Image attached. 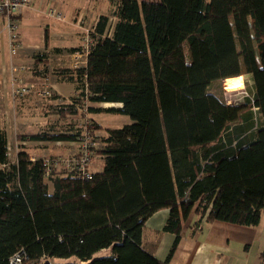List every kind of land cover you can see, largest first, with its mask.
Returning a JSON list of instances; mask_svg holds the SVG:
<instances>
[{
  "label": "trees",
  "instance_id": "obj_1",
  "mask_svg": "<svg viewBox=\"0 0 264 264\" xmlns=\"http://www.w3.org/2000/svg\"><path fill=\"white\" fill-rule=\"evenodd\" d=\"M89 33L84 67L52 63L56 80L74 90L49 104L57 119L18 138L78 144L103 128L90 113L125 114L130 121L103 128L101 146L90 147L102 167L90 177L66 166L69 155L31 157L21 149L10 162L0 126V264H10L19 249L27 257L23 264H169L192 212L195 227L202 219L258 224L264 210V0H109V12L97 15ZM47 40L46 30L34 75H47L51 52L85 49L47 51ZM241 75L252 80L242 103L209 91L227 77L239 84ZM104 102L120 105L97 106ZM83 114L90 122L86 134L73 121ZM161 208L169 209L163 230L175 235L163 260L142 244L146 219ZM259 255L264 264V246Z\"/></svg>",
  "mask_w": 264,
  "mask_h": 264
},
{
  "label": "crops",
  "instance_id": "obj_2",
  "mask_svg": "<svg viewBox=\"0 0 264 264\" xmlns=\"http://www.w3.org/2000/svg\"><path fill=\"white\" fill-rule=\"evenodd\" d=\"M65 3H67L65 0H33L29 5L16 13L18 31L22 44L15 53L17 54L19 51L20 54H25L27 52L31 56L27 57L28 61L26 63L25 61H21V63H25L26 66L24 69L18 71V77L21 73L23 74L25 71L28 72L27 68L29 67L30 77L36 80L34 82H37L38 85H42L41 82L43 80V82L47 81V78L43 79L42 76L34 75L33 72H31L35 53L45 48L44 33L46 30L48 32L47 51L53 46L65 48L80 44L79 34L83 32L84 28L80 25V22L76 21V18L75 20H72L70 17H67L66 20H60L57 17H50L47 14L48 7L56 6L57 9L65 11L70 15L72 12L70 9L71 6H69L68 3ZM82 12H84L83 9L78 10L75 17H81ZM65 53L68 54L65 50L60 53L51 52V62H53V56H62ZM68 55L72 58L71 53ZM13 56L14 55L10 54L8 49L6 16L4 13L0 12L1 82L3 81L6 83L10 78V66L13 63L21 64L17 61V63L12 61ZM27 64H29L28 67ZM20 81H22V79ZM46 83L52 88V90L60 95V97L55 100L63 99L65 101L67 97L74 93L72 83L57 81L56 77L53 83ZM34 94L41 96L37 91H35ZM55 100L49 98L48 103H54L56 102ZM9 141L10 139L8 137V145L11 143V141L10 143ZM37 143L43 144L46 142ZM65 143L73 144L74 142ZM41 146H43V154H46L45 151L48 153L52 148L51 146L50 149L45 148L46 145ZM78 147L79 146L77 145V148ZM51 150L52 152L50 154L52 155H62L60 154L61 152L53 151V149ZM29 154L31 157L41 156L37 155L40 153ZM94 155L93 157H95V160L92 157L93 159H91L89 168L93 171L100 170L102 167L101 155L99 153H96L95 156ZM97 157H99V159H97ZM168 213V208H161L154 211L146 219L142 230L143 246L161 260L165 259L167 256L175 236L174 233L163 230V225ZM197 219L198 215L194 212L190 213L185 219H183L180 228V239L169 260V264H260L259 254L262 246H264V210H262L260 214L258 224L254 226H247L222 220L205 221V219H202L200 225L195 227L194 223Z\"/></svg>",
  "mask_w": 264,
  "mask_h": 264
},
{
  "label": "rangeland",
  "instance_id": "obj_3",
  "mask_svg": "<svg viewBox=\"0 0 264 264\" xmlns=\"http://www.w3.org/2000/svg\"><path fill=\"white\" fill-rule=\"evenodd\" d=\"M65 1L69 4V6H71L70 9L72 11L70 15H68L64 11V13L66 14V19L67 17H70L72 20H75L76 18V21L80 22V25H82L84 28L83 32L79 34V38H80L79 45L85 46L84 45L85 41H87L90 44L91 38L89 31L92 27V23L94 22V19L96 20L98 14L109 12V0H65ZM81 9H83L84 11L81 13V17L78 16L75 17L77 15L76 14L77 11ZM48 16L50 15L48 14ZM20 42H22L21 38H20ZM15 54H12L14 55L12 57L13 59L12 61L14 62L17 61L19 63H21V61H25L26 63L28 61L27 57L28 56L31 57L30 54H28L27 52L25 54L23 53L20 54V52L18 51L17 54L16 55ZM52 60L53 62H50L49 64L50 68L47 69L48 71L47 75L42 76L43 79L47 78V81L43 82L44 81L43 80L41 82L42 85H38L37 82H34L36 80L30 77L29 67H28L29 64H27L28 72L25 71L23 72V74L21 73L19 77L20 80L22 79V81L19 80L18 71L20 70L21 66L25 68L26 66L25 63L23 64L13 63L10 66V70H11L10 78L7 80L6 83L0 81V126L6 129L7 139L9 137L11 141V143L9 141L10 145H8V160L10 162H15L16 159L15 152L21 149L27 151L28 153H33V154L40 153L37 155H41V156L52 155L50 154L52 152L51 149H53V151L61 152L60 154L65 156L74 154L78 151L77 148L78 144L76 143L68 144L65 142L57 141V142H48V143L46 142L43 144H38L37 142H33L29 140H20L18 138L19 135L34 133L35 131L42 130L43 128H45L46 124L49 121L53 122L55 121V119H57V114L51 111V108L49 106L50 103H48L51 94L56 92L52 90V88L49 85L47 87L49 88L50 95L37 96L34 94V92L38 91L39 89L41 90L43 88V83L54 82L55 75L53 76V74L51 73L52 63L63 64L64 62H66V64L68 63L69 64L72 63V65L74 64H73V59L71 58V56L69 57L67 53L63 54L62 56L55 55L53 56ZM12 68L13 69L17 68L18 70L14 71ZM235 77L236 76L227 77L212 82L209 86V91L215 93L219 97H222L227 102L235 103V104L242 103L245 96L251 95L249 89L252 85V80L249 75H241L242 81L238 84L237 79ZM21 87H25L28 90L26 92H17V90L21 89ZM55 101L61 102L63 101V99H58ZM112 103L113 102H104L97 104V106L109 107V106L119 105L117 103H113V104ZM89 115L91 117H95L94 119L103 128L110 125L112 127H120L122 124H124V122L126 123L130 121L128 115L125 114L119 115V113L116 114L106 111H99ZM73 121L76 124L82 123L81 125L84 126L82 130L84 131L85 134L87 133V131H89L88 123L90 122H89V118H87L85 114H83L82 116H78ZM103 128L92 129V132H90L94 136V139L97 141L96 148H99L101 146V142L99 140H100V136L105 134ZM41 145H46V147L44 146L45 148L50 149V146L52 148L48 151V153L45 151L46 154H43L44 152L42 151L43 146ZM93 158L95 160V157ZM97 159H99V157H97Z\"/></svg>",
  "mask_w": 264,
  "mask_h": 264
},
{
  "label": "built area",
  "instance_id": "obj_4",
  "mask_svg": "<svg viewBox=\"0 0 264 264\" xmlns=\"http://www.w3.org/2000/svg\"><path fill=\"white\" fill-rule=\"evenodd\" d=\"M33 0H0V12L4 13L6 16V27L8 30V49L11 54H14L21 45L20 36L18 31V20L16 18V13H18L22 8L29 5ZM48 14L52 17H57L60 20L66 19V14L64 11L55 8V6L48 7ZM85 41V49L76 50L72 53L73 64L76 67H84L86 65V50L89 47V43ZM24 67L21 66L20 69ZM13 69V68H12ZM14 71L18 70L17 68L13 69ZM47 83H43V88L38 90L37 92L40 95H50L49 88L47 87ZM28 89L25 87H21L18 89L17 92H26ZM97 141L95 139L90 138L88 135L84 137V139L80 140L78 144L81 147V152L70 154V157L63 159V162L69 168H77L79 169V173L81 176L90 177L91 170L89 168V164L91 163L92 159V150L90 149L91 146H95ZM75 155H78L75 157ZM53 161L52 159H50ZM46 162H49V159H46ZM45 173H48L45 171ZM26 254L23 249H19L14 252L10 257V264H23L26 260ZM29 264H43L42 260L32 261Z\"/></svg>",
  "mask_w": 264,
  "mask_h": 264
},
{
  "label": "bare ground",
  "instance_id": "obj_5",
  "mask_svg": "<svg viewBox=\"0 0 264 264\" xmlns=\"http://www.w3.org/2000/svg\"><path fill=\"white\" fill-rule=\"evenodd\" d=\"M242 81V77L240 76V82Z\"/></svg>",
  "mask_w": 264,
  "mask_h": 264
}]
</instances>
